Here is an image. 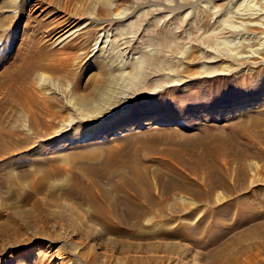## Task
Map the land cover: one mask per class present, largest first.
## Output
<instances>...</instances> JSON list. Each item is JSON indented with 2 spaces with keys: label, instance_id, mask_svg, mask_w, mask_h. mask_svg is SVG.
<instances>
[{
  "label": "rangeland",
  "instance_id": "1",
  "mask_svg": "<svg viewBox=\"0 0 264 264\" xmlns=\"http://www.w3.org/2000/svg\"><path fill=\"white\" fill-rule=\"evenodd\" d=\"M11 1L0 0V264H206L212 248L153 238L145 227H121L133 235L142 233L127 237L122 231L105 229L93 210L88 209L90 216H86L79 203L88 182L79 170L66 165V156L57 152L60 147H74V141H79L78 145L87 144L104 153L106 148L121 146L127 140L137 158L144 161L148 156L137 145L138 138L160 132L166 137L169 129L191 130L208 121L231 139L230 125L251 126L247 121L251 113L261 117L254 129L264 132V22L255 19L252 23L256 25L249 27L247 21L237 18L264 15V0H18L19 6ZM113 12L125 21L111 22L108 50L104 53L99 50L103 44H96L98 34L104 32L99 23ZM4 15L10 18L4 20ZM66 18L78 22L77 30L63 44L54 45L52 41L60 30L57 21L63 25ZM140 30L146 31L143 38L152 37L155 42L170 35L173 47L161 53L160 57H167L162 56L164 62L159 67L146 69L150 72L134 78L132 61L140 64L148 49L154 58L153 46L145 39L130 41V55L121 49L124 44L117 43L121 37V41L129 39L130 34ZM247 47L252 49L244 52ZM30 61L40 67L25 78L24 66ZM154 86L158 89L145 95ZM94 88L104 89L99 99H109L107 106H111V111L75 124L62 141L47 139L32 121L33 114L44 115L42 111L50 108L46 100L53 98L57 99L55 119L60 121L70 115L76 96L91 95ZM16 90L22 91L20 98L15 95ZM132 93L138 97L125 108L123 98ZM30 95L36 104L21 105L20 101ZM66 99L69 105H65ZM84 111L79 109V115ZM236 142L229 145L236 152L233 155L247 161L248 173L258 175L262 183L264 144L244 135ZM50 147H54V152H50ZM38 152L66 167L65 174L50 176L43 173L44 168L38 169ZM96 163L104 182L117 180L112 174H105L102 158ZM233 166L235 171L240 170L237 163ZM227 199L230 198L217 205ZM213 205L204 207L206 210L189 223L199 224ZM202 236L200 240L206 242ZM230 237L224 235L225 240ZM172 242H178L180 247H172Z\"/></svg>",
  "mask_w": 264,
  "mask_h": 264
},
{
  "label": "bare ground",
  "instance_id": "2",
  "mask_svg": "<svg viewBox=\"0 0 264 264\" xmlns=\"http://www.w3.org/2000/svg\"><path fill=\"white\" fill-rule=\"evenodd\" d=\"M11 3H14L13 5L17 3L19 6L18 0H12ZM14 8L16 7H12V9ZM111 9L107 7V10L111 11ZM10 11L8 10L9 14H11ZM263 17L264 15H257L255 17L250 15L242 17V15H238L237 18H240L241 21H247L245 24L253 27L256 24L252 22L255 19L263 20L264 22ZM9 18L6 15L3 16L4 20ZM4 20L3 22L5 23L6 21ZM64 20L65 23L63 25L61 21H57V24L60 23V26H58L60 30L57 31L52 41L54 45L63 44L77 30L78 22L74 20L70 21L67 18ZM123 20V16L113 12L110 18L99 23V28L104 30V32L97 36L96 44L98 46L103 44L99 50L104 53L108 50L107 38L109 37L108 32L111 30V22ZM132 28L134 27H130V30ZM122 29H124V26ZM226 33L228 32L226 31ZM132 34H130L129 39L127 38L123 41H121L123 37H119L121 40L117 44L118 46L125 45L121 48L124 53L132 54L133 49H131L132 46L130 47V45L133 43H129L130 41L136 40V42H139L141 39H145L144 41L153 46L154 53L156 54L155 57H159L157 59L155 57L152 58V52L148 49L149 51H145L146 54L143 57L141 55L142 59L140 60L142 62L140 64L143 63L142 69L140 68V64L136 62L137 60L134 61L137 63L135 65L132 61L131 75L135 78L140 77L144 71L150 72L146 69H156L164 62L162 56L166 55H162L161 57L160 55L164 50L166 51L173 47V37L171 39L169 38L170 35H165L163 38L162 35L160 38L163 39H158L155 42L151 40L152 37L149 38L147 36L148 38H143L146 35L145 30ZM106 42L107 44L105 45ZM250 49L252 48L247 47L244 49V52H249ZM154 53L152 56H154ZM248 56L245 55L244 57ZM24 67V71L26 72H23V75L27 78L26 76L33 73L34 69H37L40 65L30 61L25 63ZM103 88H94L91 95L76 96L75 109L73 108L74 110H71L70 115L61 118L60 121H56V110L53 109L57 105L56 98L46 100L50 104V108L42 111L45 116L39 117L33 114L31 119L34 124L36 123V127L41 128L42 135L47 136V139L62 141L65 138V134L75 124H80L85 120L89 121L100 116H106L111 111V106H107L109 99L100 102V97L104 93ZM156 89H158L157 86L152 87L149 93L145 95H152ZM20 91H15V95L18 98L21 96ZM136 96L137 93L125 96V99L123 98L125 102L124 107H128ZM34 100L35 98L30 95L29 99H23L20 103L23 106H33V104H36ZM63 101H65V105L67 103L68 105L70 104V101L67 99ZM79 109L85 110L86 113L81 112L79 115ZM261 116L263 117L264 114H261ZM260 118L256 113H251L247 116V121L251 126L245 124L230 125L232 126L229 131L231 133L230 136H232L231 139L223 134L224 131L222 129L208 121L202 123V125H196L191 130L190 127L189 129L187 128L188 130L182 131L173 128L169 129L166 131V137H162L160 131L157 136H151L152 133L147 134L138 138L139 143L136 142L139 148H141L143 155L148 156V159L144 161L137 158L136 150H132L133 147L132 149L130 148L131 146L127 144V140L126 142L123 141L121 146L115 147L110 145L111 147L106 148L104 153L102 151V153H99L96 151V147L88 146L87 144L78 145L77 142L79 141H74V147L69 146L68 149L65 148L66 146L64 148L60 147L59 152H56L61 153L62 157L66 156V165L72 166L77 171L79 170L82 177L88 182V185L84 187L85 190L83 189L84 191L81 193L83 197L80 198V208L84 210L86 216H90L88 209L93 210L92 214L100 220L108 231L118 233L122 231L121 227L124 228L125 226L132 228V230L138 227H145L150 229L152 233L150 237L153 236V238L173 239V241L183 240L198 247L212 248L206 264H264V181L261 183L259 182L258 175L248 173L250 169L246 164L247 161L245 163L243 160L237 159V155H233L236 152L231 151L232 149L230 150L229 148V145L236 142L242 135L251 138L257 144H264V132L257 130V128L254 129L256 126L258 127V120ZM150 123H154V121ZM77 138L79 136L74 139L77 140ZM229 140L233 142L230 143ZM53 148L50 147V152H54ZM184 157L189 159V161H183ZM36 158H39L40 161L35 163V166L38 169L44 168L45 172L43 173L46 175L52 173L65 174L63 168L66 169V167L58 164V162L49 161L46 155H41L38 152ZM100 158H102V165L104 164L105 174L115 176L117 178L115 182L113 180L112 183L108 178L107 182L103 181L101 167H99V164L96 165L97 160ZM45 160L47 161L46 163H40ZM64 160L62 158V161ZM233 163H237V167L240 170L235 171L236 168L233 166ZM229 167L232 169H229ZM164 176H167V178H164ZM235 184H239L240 188L236 187ZM34 187L35 185L31 186L32 192H34ZM62 190L64 191V189ZM225 193H229V196ZM225 196L230 199H227L228 201L226 200L225 203L217 205V203L226 198ZM197 202L199 203L198 208H195ZM212 204L214 205L203 214L199 224L198 222L195 225L189 223L191 220L192 222L195 221L198 213L206 210L204 207L206 208L207 205ZM201 207L203 208L199 209ZM167 225L169 227L173 225L174 227L170 229ZM156 227L162 229L159 230L158 228L156 230ZM122 232V235L127 237H135L142 234L136 233V235H133L132 231L127 230ZM226 234H230L229 240L224 239V235ZM194 235L199 239H195ZM200 236L205 238L207 244H204L206 242H202L203 238L200 240ZM178 242H172V247L175 245H177L175 247H180ZM185 248L187 247L185 246ZM185 248L183 247V250H187ZM59 249L61 250V248Z\"/></svg>",
  "mask_w": 264,
  "mask_h": 264
}]
</instances>
